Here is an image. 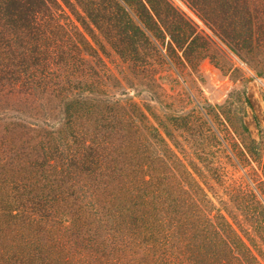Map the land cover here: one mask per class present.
Listing matches in <instances>:
<instances>
[{"label": "trees", "instance_id": "obj_1", "mask_svg": "<svg viewBox=\"0 0 264 264\" xmlns=\"http://www.w3.org/2000/svg\"><path fill=\"white\" fill-rule=\"evenodd\" d=\"M76 1L126 59L141 48L138 33L155 41L151 24L170 27L174 50L180 47L176 19L151 0ZM231 2L234 9L242 4L250 27L264 35V0ZM61 7L59 0H0V107L5 106L6 115L17 110L20 121L10 116L0 125V264H136L135 259L137 264H264L230 225L225 228L206 214L190 219L197 206L181 216L180 189L173 188L176 197L166 185L170 169L155 178L149 192L145 178L154 177L156 169L143 162L146 149L132 148V157L142 161L125 188L111 180L117 178L116 168L108 162L93 168L95 137L80 127L106 107L99 103L109 101L112 77L85 31L59 20L55 9ZM35 101L64 121L55 132L62 141L55 138L54 147L31 135ZM36 127L34 121L32 132ZM92 131H98L97 125ZM51 148L69 151L56 154ZM136 183L142 186L137 189ZM154 193L164 198L156 214L151 211ZM57 203L68 215L58 214ZM259 220L264 223V211ZM72 242L77 247L86 242L89 258L68 260L66 244Z\"/></svg>", "mask_w": 264, "mask_h": 264}, {"label": "rangeland", "instance_id": "obj_2", "mask_svg": "<svg viewBox=\"0 0 264 264\" xmlns=\"http://www.w3.org/2000/svg\"><path fill=\"white\" fill-rule=\"evenodd\" d=\"M151 1L176 19L173 27L180 30V47L174 50L170 27L151 24L155 41L149 43L138 33L141 48L130 60L101 36L76 0H59L62 7L55 9L61 22L70 21L85 31L112 77L107 81L109 101L99 103L106 107L97 109L80 127L95 137L90 152L93 168L97 171L101 161V165L108 162L116 168L117 178L111 180L125 188L143 160L156 169L154 177L145 178L149 192L155 178L170 169L166 185L176 197L173 188L180 189L181 216L197 206L190 219L206 214L225 228L230 225L264 260V223L259 220L264 211L263 32L250 27L242 4L234 9L231 0ZM6 113L1 106L0 125L12 116V121L20 122L17 110ZM31 114V135H38L40 143L54 147L56 139L62 141L55 132L64 121L53 110L47 113L37 102ZM34 121L40 128L32 132ZM95 125L97 132L92 131ZM137 147L139 152L146 149L142 160L132 157V148ZM68 151L58 148L56 154ZM147 155L152 159L147 160ZM162 196H151L152 214L159 212ZM186 201L194 204L188 207ZM57 208L59 215H68L62 203ZM78 244H66L68 260L89 258L86 242Z\"/></svg>", "mask_w": 264, "mask_h": 264}]
</instances>
